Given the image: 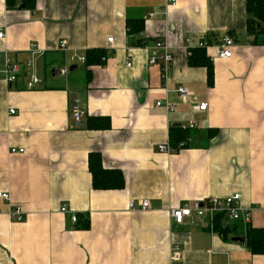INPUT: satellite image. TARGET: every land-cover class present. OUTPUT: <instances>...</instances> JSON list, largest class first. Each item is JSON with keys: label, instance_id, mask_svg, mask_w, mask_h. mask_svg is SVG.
<instances>
[{"label": "crops", "instance_id": "obj_1", "mask_svg": "<svg viewBox=\"0 0 264 264\" xmlns=\"http://www.w3.org/2000/svg\"><path fill=\"white\" fill-rule=\"evenodd\" d=\"M128 19L145 21L141 36L127 35ZM247 19L246 0H37L33 12L8 10L0 0V192L11 195L0 200V264H175V248L176 264H264V255L234 241L244 240L245 227L224 235L169 215L186 203L240 194L253 209L248 227L264 229V37L252 43ZM226 35L235 42L232 59L203 50L211 83L206 67L189 65L183 43L214 45ZM160 38L175 47L167 82L137 43L150 48ZM61 42L66 51L58 50ZM93 49L110 57L89 68L90 80L78 63L84 76H53ZM6 59L23 69L12 86L1 74ZM31 61L42 80L33 89L24 70ZM178 87L191 93L187 101ZM75 99L87 111L83 127L71 119ZM158 101L175 111L157 108ZM201 103L207 112L195 113ZM92 117L109 119L110 129H87ZM191 121L187 147L161 153V145L171 146L172 127ZM95 155L123 175V189L93 188ZM17 206L22 222L9 216ZM72 214L89 218L90 228L79 229Z\"/></svg>", "mask_w": 264, "mask_h": 264}, {"label": "built area", "instance_id": "obj_2", "mask_svg": "<svg viewBox=\"0 0 264 264\" xmlns=\"http://www.w3.org/2000/svg\"><path fill=\"white\" fill-rule=\"evenodd\" d=\"M5 38V32L0 30V40ZM110 44L113 43V38L108 40ZM146 50L149 51V63L153 66H160L161 69V77L162 80L167 82L168 81V74L171 69V66L174 62V52L175 47L171 45L167 39L160 38L154 42L152 47H144ZM210 48L215 49L216 58L220 60H230L233 58L234 53L233 50L235 48V42L230 35H226L222 38H218L216 43L213 45L210 40L201 39L196 45L193 44L192 40L187 38L184 40L183 49L186 51V55L190 58L193 54L194 50H209ZM67 44L65 42H61L59 44L58 50L66 51ZM76 63L85 65L86 64V57L81 56H73L70 59L71 66H74ZM131 64H128L130 67ZM27 71L29 72V80H28V88L33 89L39 84L42 83V80L33 72L34 63L28 62L25 65ZM23 71L22 66L18 63H14L9 59H6L4 68L1 72L4 81L7 85L12 86L18 81V78ZM69 73V68L64 67L61 68L57 74L61 77H66ZM176 93L183 101H187L191 97V93L188 89L184 87H178ZM157 108L164 109L167 113H171L175 111V106L170 103L166 102L163 103L158 101L156 103ZM208 103H201L195 107H193V111L195 113H205L208 110ZM10 115H16L15 109H10ZM87 116V111L81 106V103L78 99H75L71 105V119L75 123L83 122ZM188 129L193 130L195 128V123L191 121L188 126ZM159 151L165 154H174L178 152L169 144L161 145L159 147ZM24 150H10L12 155H20L23 154ZM0 200L5 202L11 201V195L9 193H2L0 192ZM150 206L148 201H144L141 203L142 209H148ZM130 208L134 209V204H130ZM252 212L253 209L244 207L242 204V197L240 194H235L232 196H228L226 198H211L205 201L193 202V203H186L183 206L171 208L169 211V215L171 219L178 225L184 224L187 220L192 225L204 224L209 223L211 227H213V223L217 218L222 220L224 227H232V226H243L248 228V226L252 223ZM61 213L68 214L69 209L64 206L61 209ZM9 216L18 221H23V211L20 206L15 207V209L9 214ZM71 219L73 223L78 222V216L76 214H72ZM173 260L176 264L180 260V251L178 248H175Z\"/></svg>", "mask_w": 264, "mask_h": 264}, {"label": "trees", "instance_id": "obj_3", "mask_svg": "<svg viewBox=\"0 0 264 264\" xmlns=\"http://www.w3.org/2000/svg\"><path fill=\"white\" fill-rule=\"evenodd\" d=\"M5 3L8 10H27L33 12L36 9L37 0H5ZM246 4L248 14L247 33L253 38L252 43L256 44L259 38L264 37V0H246ZM144 27L145 21L143 19H128L126 24L127 35L130 37L141 36L144 32ZM137 43L140 47L147 45L144 39L138 40ZM205 55L206 52L203 50H194L192 56L189 58V65L193 68L206 67L208 69V78L212 83L213 70ZM85 57L86 77L87 80H90L92 73L89 68L104 65L107 59H109L110 54L103 49H93L87 51ZM86 126L87 129L93 131L108 130L111 127L110 120L104 117L88 118ZM191 132V129L183 128L182 126L172 127L170 132L171 146L177 151L187 147ZM216 135L217 133L213 132L209 137L214 138ZM89 169L95 190H120L124 188L125 180L123 175L118 171L105 170L102 167L99 156H91ZM76 225L79 229L88 230L90 228V220L89 218L78 217ZM238 227L235 225V228ZM212 229L224 235H231L234 232L230 227H224L220 218L215 220ZM244 241L253 255H264V229L246 228Z\"/></svg>", "mask_w": 264, "mask_h": 264}, {"label": "water", "instance_id": "obj_4", "mask_svg": "<svg viewBox=\"0 0 264 264\" xmlns=\"http://www.w3.org/2000/svg\"><path fill=\"white\" fill-rule=\"evenodd\" d=\"M76 70V67L73 66L70 68V71L73 72ZM57 75V72L56 71H53V76H56ZM75 126H78V127H83L84 126V123L83 122H80V123H75ZM179 125H174V127H177ZM234 241L235 242H243L244 240L242 238H234Z\"/></svg>", "mask_w": 264, "mask_h": 264}, {"label": "rangeland", "instance_id": "obj_5", "mask_svg": "<svg viewBox=\"0 0 264 264\" xmlns=\"http://www.w3.org/2000/svg\"><path fill=\"white\" fill-rule=\"evenodd\" d=\"M133 38H136V37H133ZM70 66V65H69ZM69 68V76H71V75H80V76H84V69H83V67L81 66V65H79V68H78V70H76V71H73V72H71L70 71V67H68ZM48 75H50L51 74V71H47L46 72ZM41 75H42V73H41ZM59 78V77H58Z\"/></svg>", "mask_w": 264, "mask_h": 264}]
</instances>
